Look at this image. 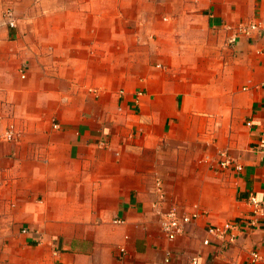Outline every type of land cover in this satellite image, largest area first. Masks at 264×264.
Segmentation results:
<instances>
[{"label": "crops", "instance_id": "crops-1", "mask_svg": "<svg viewBox=\"0 0 264 264\" xmlns=\"http://www.w3.org/2000/svg\"><path fill=\"white\" fill-rule=\"evenodd\" d=\"M262 133L264 0H0V264H264V217L203 244L264 210ZM158 179L207 213L173 242Z\"/></svg>", "mask_w": 264, "mask_h": 264}, {"label": "built area", "instance_id": "built-area-1", "mask_svg": "<svg viewBox=\"0 0 264 264\" xmlns=\"http://www.w3.org/2000/svg\"><path fill=\"white\" fill-rule=\"evenodd\" d=\"M8 16H11V11L7 12ZM10 27H14L15 24L13 21L9 22ZM229 30H233V36L229 39L230 44H234L237 37L239 35H250L253 32H259L262 27L258 22L252 23H240L237 26H229ZM141 94V93H140ZM248 126H252L251 122L247 123ZM58 128V125H55ZM261 136V139L257 145L258 150L264 152V133ZM17 138V134L15 131V127L10 126L4 134V139L8 142H12ZM217 166L219 170H233L236 172H241L243 170V166L236 162L234 158H232L229 153L225 150L220 151L217 160ZM163 184L161 180H157L155 183V190L159 196V200L153 204V207L156 213L160 216V225L163 234L165 235V239L169 242H173L177 239V237L183 236L186 233V226L197 221L201 217L205 216V213L196 210L195 213L190 215L182 214L180 209L176 206L171 207L168 211L163 212L161 210V206L165 201V190L162 187ZM248 204L251 208V215L249 218L239 219V220H231L227 221L223 224L208 226L206 229L207 237L203 240L204 245L217 244L218 246H229L233 245L237 241V235L239 232L244 230L246 227L248 229H256L260 226V219L264 217L263 204L258 199L256 195H251L248 199ZM117 224L123 223L121 220L114 221ZM120 251L122 254L125 253V248L121 247ZM173 256V252L168 250L166 252V262H169ZM252 261L255 263L262 259L261 255L254 251L251 254ZM192 264H203L198 257H194L192 259Z\"/></svg>", "mask_w": 264, "mask_h": 264}, {"label": "bare ground", "instance_id": "bare-ground-1", "mask_svg": "<svg viewBox=\"0 0 264 264\" xmlns=\"http://www.w3.org/2000/svg\"><path fill=\"white\" fill-rule=\"evenodd\" d=\"M196 210H199L200 212H202V213H205V211H202V210H200V208L199 207H197L196 208ZM196 210L193 212V213H195L196 212ZM192 214V213H191ZM188 215H190V214H188ZM194 223V222H193Z\"/></svg>", "mask_w": 264, "mask_h": 264}]
</instances>
